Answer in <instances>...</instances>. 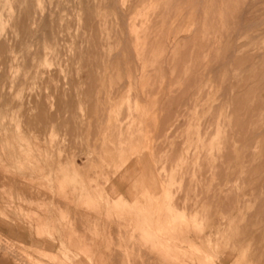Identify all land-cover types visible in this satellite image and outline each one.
<instances>
[{"label": "rangeland", "instance_id": "1", "mask_svg": "<svg viewBox=\"0 0 264 264\" xmlns=\"http://www.w3.org/2000/svg\"><path fill=\"white\" fill-rule=\"evenodd\" d=\"M0 249L264 264V0H0Z\"/></svg>", "mask_w": 264, "mask_h": 264}, {"label": "crops", "instance_id": "2", "mask_svg": "<svg viewBox=\"0 0 264 264\" xmlns=\"http://www.w3.org/2000/svg\"><path fill=\"white\" fill-rule=\"evenodd\" d=\"M176 217H172L173 220H176ZM177 218H179V217H177ZM159 227L160 226H157L156 228L159 229ZM43 241L44 240H41L42 243H43ZM5 243L9 244L7 242H5ZM1 251H3V250H1ZM0 264H17L15 255L13 254L12 250L8 251V252L7 251H3V254L0 256Z\"/></svg>", "mask_w": 264, "mask_h": 264}]
</instances>
